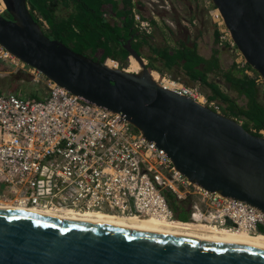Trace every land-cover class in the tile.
<instances>
[{
  "label": "water",
  "instance_id": "95a60500",
  "mask_svg": "<svg viewBox=\"0 0 264 264\" xmlns=\"http://www.w3.org/2000/svg\"><path fill=\"white\" fill-rule=\"evenodd\" d=\"M211 1L264 81V0ZM2 2L0 44L9 52L74 94L120 112L190 181L264 211V136L157 81L132 35L123 46L140 63L136 71L50 38L26 0ZM0 264H264V249L0 207Z\"/></svg>",
  "mask_w": 264,
  "mask_h": 264
},
{
  "label": "built area",
  "instance_id": "2783aa9c",
  "mask_svg": "<svg viewBox=\"0 0 264 264\" xmlns=\"http://www.w3.org/2000/svg\"><path fill=\"white\" fill-rule=\"evenodd\" d=\"M210 15L220 43L236 48L214 5ZM132 18L135 27L150 32V20L135 8ZM236 53L242 57L237 48ZM0 57L35 77L45 78L48 85L47 94L38 98L0 88V202L101 210L248 232H259L261 226L260 232H264V211L190 181L176 169L164 148L147 139L120 112L56 84L1 44ZM110 59L114 67L127 69L129 61ZM239 62L243 64L245 60ZM154 78L160 83L167 79L172 82L170 89L222 112L221 102L209 98L197 86L164 74ZM255 80L264 94L262 77L258 74ZM250 131L264 136V125H251ZM168 192L182 201L189 218L174 215L166 197Z\"/></svg>",
  "mask_w": 264,
  "mask_h": 264
},
{
  "label": "trees",
  "instance_id": "16d2710c",
  "mask_svg": "<svg viewBox=\"0 0 264 264\" xmlns=\"http://www.w3.org/2000/svg\"><path fill=\"white\" fill-rule=\"evenodd\" d=\"M124 1L128 6L131 3V0ZM26 2L34 19L50 38L60 39L66 46L89 55L93 59L103 61L106 57H110L122 63L127 62L125 59L129 52L123 46V42L131 35L135 37V29L131 25L133 18L125 19L124 26L121 27L111 24L103 15V4L107 0H26ZM60 3L70 8L66 16L61 17L57 14ZM3 13L6 11L4 10ZM40 17L46 21L47 26L43 25ZM175 56L184 60L186 71L192 79H199L201 84L209 87L210 93L207 96L221 102L223 113L237 119L242 118L241 124L249 131L251 125L256 127L264 125V94L255 80L259 73L249 63L245 61L241 64L233 60L228 68L221 71L225 82L238 94L245 96L246 101L239 104L218 84L207 79L206 72L219 69L218 57L215 53L210 57L203 58L193 48H186ZM110 58L105 59V63L108 65L111 61ZM136 62L134 56L130 55L127 69L132 70V64ZM147 66L150 69L149 64ZM152 75L154 76L153 73ZM162 82L169 87L172 86L171 81L162 80ZM29 96L38 98L43 95L29 93ZM166 197L174 211L184 208L182 201L173 197L172 193L168 192ZM178 217L186 218L185 215ZM258 229L263 230L261 226H258Z\"/></svg>",
  "mask_w": 264,
  "mask_h": 264
},
{
  "label": "crops",
  "instance_id": "0c3cea01",
  "mask_svg": "<svg viewBox=\"0 0 264 264\" xmlns=\"http://www.w3.org/2000/svg\"><path fill=\"white\" fill-rule=\"evenodd\" d=\"M124 4V0H107L103 4V15L111 24L121 27L124 26L125 19H131L132 9L135 8L142 16L150 20L152 26L150 32H145L131 23L135 29V37L132 35L131 45L132 47L133 43L138 45V48H134L146 64H149L155 77L159 72L186 84L192 82L194 85L197 84V87L204 85L199 79H192L186 71L184 60L175 56L183 49L193 48L203 58L215 53L218 57L219 69L206 72L207 79L215 82L228 93L223 89V83H227L221 71L237 59L233 57L234 47L227 43H220L218 39L217 28L210 15V9L213 6L211 0H131L129 6ZM134 64H132V70H135ZM218 76L221 82L216 80L219 79L216 78ZM204 86L202 90L199 89L209 94V87ZM259 86L261 89L262 86ZM242 97L245 102V96L242 95Z\"/></svg>",
  "mask_w": 264,
  "mask_h": 264
},
{
  "label": "bare ground",
  "instance_id": "6f19581e",
  "mask_svg": "<svg viewBox=\"0 0 264 264\" xmlns=\"http://www.w3.org/2000/svg\"><path fill=\"white\" fill-rule=\"evenodd\" d=\"M0 7H4V3L2 2V0H0ZM109 65L113 66L115 65V63L111 60ZM138 66L140 68L139 62ZM162 84L169 87L163 82ZM0 207H16L19 209H26L34 212L44 213L47 215H54L61 218L95 221L100 223L120 225L128 228L145 229L170 234H179L201 239L233 241L264 249V232L260 231L248 232L245 230H228L225 228L209 226L204 223L180 224L175 221L161 220L155 217L121 215L115 212H107L101 210L76 211L68 207L45 208L35 206H18L4 202H0Z\"/></svg>",
  "mask_w": 264,
  "mask_h": 264
},
{
  "label": "rangeland",
  "instance_id": "374dc122",
  "mask_svg": "<svg viewBox=\"0 0 264 264\" xmlns=\"http://www.w3.org/2000/svg\"><path fill=\"white\" fill-rule=\"evenodd\" d=\"M0 8H3V7H0ZM4 9L5 8H3L2 12H4ZM69 11H70V8L63 6L61 3L59 7L57 8V14L61 17L66 16ZM133 47L138 48V45L136 43H133ZM234 52L235 54L233 55V57L237 59L238 62L244 59L242 54H241L242 57H240V55L236 53V48H233V53ZM125 61L128 62L129 58L125 59ZM133 67H135V70L139 69L138 64H134ZM157 73L159 75L163 74L159 72ZM165 76L171 79H174L170 75H165ZM216 78H219L216 80L221 82V79L219 76ZM163 80H167V79H163ZM188 84L194 85L192 82ZM202 87L205 88L204 85H202L201 87L198 86V88H200L201 90H202ZM0 88L4 91H13V92L23 94V95H29V93H36L39 96L41 95L44 96L47 94L48 85H47L45 78L35 77V75L31 73L29 70L21 68L20 66L13 64L9 60L0 57ZM223 89L227 90L228 93L233 98H235L239 103H244V98L242 97V95L237 94L236 90L229 87L225 83H223Z\"/></svg>",
  "mask_w": 264,
  "mask_h": 264
},
{
  "label": "flooded vegetation",
  "instance_id": "af4514ba",
  "mask_svg": "<svg viewBox=\"0 0 264 264\" xmlns=\"http://www.w3.org/2000/svg\"><path fill=\"white\" fill-rule=\"evenodd\" d=\"M174 215L179 218L180 215H185L186 218H179V219H187L189 218V211L186 208H179L174 211Z\"/></svg>",
  "mask_w": 264,
  "mask_h": 264
}]
</instances>
